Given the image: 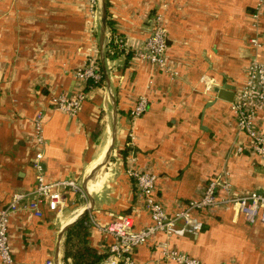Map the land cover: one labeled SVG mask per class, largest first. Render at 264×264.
Wrapping results in <instances>:
<instances>
[{"label":"crops","instance_id":"obj_1","mask_svg":"<svg viewBox=\"0 0 264 264\" xmlns=\"http://www.w3.org/2000/svg\"><path fill=\"white\" fill-rule=\"evenodd\" d=\"M100 12V1L94 9L91 0H0V207L12 193L34 186L32 157L38 147L31 139L37 113L44 117L46 179L73 178L82 187L110 141V92L117 109L112 158L85 187L93 198L87 239L99 253L111 237L93 222L105 224L113 214L132 216L135 228L150 222L126 174L130 163L157 174L156 197L169 213L197 198L224 168L233 194H264V158L238 130L231 102L214 91L223 81L239 89L251 59L264 61V0H106L112 27L106 26L104 44L114 38L124 44L114 59L105 58L100 47ZM159 12L167 30V65L177 75L134 55L144 48ZM253 36L262 37V48L250 44ZM90 51L100 67L104 55L108 84L101 68L102 84L85 88L76 114L54 109L53 96H72L85 86L74 71ZM204 75L212 82L209 91ZM141 95L147 110L133 120L129 111ZM255 123L264 131V107ZM237 146L243 150L237 152ZM64 193L62 204L56 210L43 205L40 217L25 209L10 216L13 264H64L65 232L60 239L59 232L89 204L85 192ZM199 218V230L170 238L174 248L201 264H264V223L251 224L229 207ZM165 239L157 234L152 244L138 246L134 261L174 264L162 262L153 245Z\"/></svg>","mask_w":264,"mask_h":264},{"label":"built area","instance_id":"obj_2","mask_svg":"<svg viewBox=\"0 0 264 264\" xmlns=\"http://www.w3.org/2000/svg\"><path fill=\"white\" fill-rule=\"evenodd\" d=\"M99 1L91 0L94 9L97 8ZM163 15L162 12L155 14L153 28L145 39L144 48L136 50L134 55L171 75H177V72L169 69L166 61L167 30L163 22ZM114 42L118 44L119 50L124 48L121 39L114 38ZM249 42L256 49L263 47L261 36H253ZM97 65V56L90 51L85 63L74 71L75 79L83 85H86L89 79L94 83L99 82L102 73ZM201 81L204 83L205 91L212 89V82L206 75L201 76ZM92 86L90 85V87ZM86 97L87 91L83 86L72 96L65 93L53 96L51 104L54 109L76 114ZM147 105V98L143 95L139 96L129 111L131 119L135 120L145 113ZM262 107H264V61L255 56L247 66L245 82L235 91V96L231 101V110L238 130L249 138L252 151L264 158V131L260 130L255 123L256 113ZM32 122L31 141L38 147L32 157L34 186L30 191L12 193L9 202L0 207V264H13L8 235V222L11 215L25 209L34 216L40 217L43 214V205H46L50 210H56L64 201L66 189L80 193L82 196L85 195L81 185L73 178L55 181L46 179L43 115L37 113ZM235 150L241 152L243 148L237 146ZM126 174L133 178L136 199L148 214L150 222L140 228H135L132 216L126 214H113L111 220L105 224L93 222L99 231L111 237V242L104 247V252L107 253L104 264H137L132 256L135 249L141 245L152 244V240L157 234H163L166 238L162 242L153 243L162 262L201 264L198 258L174 248L169 240L173 235L184 234L189 228L199 230L203 225L199 214L217 208L229 207L235 213L241 214L251 224L257 221L264 223V194L259 192H251L246 195L233 194L229 172L225 168L203 185L197 198L189 199L173 213H169L156 197V173L137 168L130 163L126 168Z\"/></svg>","mask_w":264,"mask_h":264},{"label":"trees","instance_id":"obj_3","mask_svg":"<svg viewBox=\"0 0 264 264\" xmlns=\"http://www.w3.org/2000/svg\"><path fill=\"white\" fill-rule=\"evenodd\" d=\"M106 26L111 28L112 21L106 19ZM117 45L118 44L114 42L113 39L107 40V42H105V58L114 59L118 55L120 50L118 49ZM97 64L98 69L101 71L98 58ZM102 82L103 76L97 83H94L91 79H89L86 82L85 88L87 89L90 85H97L98 83L102 84ZM101 127L102 126L100 124H97L96 129L98 134L101 132ZM88 229L89 219L88 216L85 215L65 231L62 243V261L64 264H101L104 261L107 253H99L88 243Z\"/></svg>","mask_w":264,"mask_h":264},{"label":"water","instance_id":"obj_4","mask_svg":"<svg viewBox=\"0 0 264 264\" xmlns=\"http://www.w3.org/2000/svg\"><path fill=\"white\" fill-rule=\"evenodd\" d=\"M101 2V16H100V47L103 52L104 50V39H105V32H106V0H100ZM101 68L103 75L106 79V82L108 84V76H107V70L105 66V59L104 55L101 53ZM235 87L227 84L225 81L221 83L220 86H216L214 88V91L217 94L218 98L227 100L231 102L235 96ZM110 100L112 102L113 108H112V123H111V133H110V141L108 144V147L105 151L103 160L97 164L93 169H91L88 174L84 177L82 181V189L84 192L88 195L89 198V204L86 208H84L79 215L69 224H67L62 230L59 232V239L61 238L62 234L71 226L73 225L77 220L84 217L90 210L93 208V198L91 194L86 190V183L88 180L92 179V177L101 169L103 168L110 160L111 154L114 149L115 144V137H116V122H117V109H116V101L113 96V94L110 92ZM59 244V243H58Z\"/></svg>","mask_w":264,"mask_h":264},{"label":"bare ground","instance_id":"obj_5","mask_svg":"<svg viewBox=\"0 0 264 264\" xmlns=\"http://www.w3.org/2000/svg\"><path fill=\"white\" fill-rule=\"evenodd\" d=\"M108 147V146H107ZM107 149V148H106ZM106 151V150H105ZM105 151H104V153H103V155L98 159L99 161L97 162V164H99L102 160H103V158H104V154H105ZM96 164V165H97Z\"/></svg>","mask_w":264,"mask_h":264},{"label":"rangeland","instance_id":"obj_6","mask_svg":"<svg viewBox=\"0 0 264 264\" xmlns=\"http://www.w3.org/2000/svg\"><path fill=\"white\" fill-rule=\"evenodd\" d=\"M111 158H112V157H111ZM109 161H110V160H109ZM96 174H97V173H96ZM96 174H95V175H96ZM95 175H94V177H95Z\"/></svg>","mask_w":264,"mask_h":264}]
</instances>
